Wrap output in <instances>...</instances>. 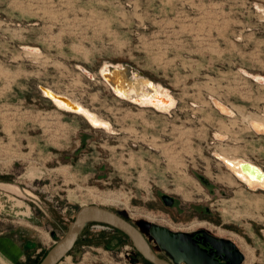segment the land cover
Segmentation results:
<instances>
[{"label":"rangeland","instance_id":"1","mask_svg":"<svg viewBox=\"0 0 264 264\" xmlns=\"http://www.w3.org/2000/svg\"><path fill=\"white\" fill-rule=\"evenodd\" d=\"M263 10L264 0H0V175L20 187L0 193V210L10 213L0 214V237L21 244L24 264L40 262L85 204L133 222L166 259L153 225L204 229L234 241L242 264H264V190L247 187L215 155L264 168V134L249 124L264 118V83L240 71L264 76ZM105 61L131 62L176 106L159 111L119 98L99 73ZM39 84L112 129L58 108ZM30 212L37 229L21 216ZM40 229L49 242L38 252ZM58 264L150 263L121 232L91 222Z\"/></svg>","mask_w":264,"mask_h":264},{"label":"water","instance_id":"2","mask_svg":"<svg viewBox=\"0 0 264 264\" xmlns=\"http://www.w3.org/2000/svg\"><path fill=\"white\" fill-rule=\"evenodd\" d=\"M34 48L40 49L39 47ZM108 62L109 66L101 72V76L109 84L115 95L125 100L128 99L127 97L129 95L133 103L142 106L139 103L141 96L146 94L150 96L154 93L157 82L159 81L151 78L131 62ZM79 68L84 73L90 72L82 65H79ZM240 71L245 76L254 79L251 75L252 72L243 68H240ZM39 88L43 95L51 101L57 99L71 108H80L78 104L74 103L64 94L57 93L43 84H39ZM131 90H134V92H131ZM155 95L157 96L158 94L156 93ZM161 101L166 102V99L161 98ZM65 111L70 110L66 109ZM240 168L243 173H246L250 177H255L257 179H262L264 177V172L258 166L250 162H241ZM202 179L206 183L209 182L205 178ZM163 197L170 204L174 201V198L168 195H164ZM91 222L104 223L127 235L138 254L152 264H181L182 262H186L187 264H223L215 255L220 256V258L224 260H229V258L234 260L235 257V261L231 264H239L240 260L243 258V253L238 249L234 241L215 236L204 229L200 231L205 235L206 241L210 243L211 253H209L206 248L200 246L194 238L193 233L182 231L174 232L167 227L158 225L151 226L149 229L151 235L155 237L161 246L170 254L172 258L171 262L157 253L155 248L150 244L147 236L133 222L111 209L96 204H85L79 207L63 237L48 250L38 264H58L73 249L79 236ZM229 262L230 261L227 263Z\"/></svg>","mask_w":264,"mask_h":264},{"label":"bare ground","instance_id":"3","mask_svg":"<svg viewBox=\"0 0 264 264\" xmlns=\"http://www.w3.org/2000/svg\"><path fill=\"white\" fill-rule=\"evenodd\" d=\"M24 48L26 49V51H28V53L30 55L31 54H36V55L38 54L39 55L41 53L40 49H37V48H34V47L24 46ZM107 66H109V62L105 61L103 63V65L101 66L100 70H99L100 75H101V72H103L105 69H107ZM249 72H247V73H249ZM86 73H87V75L90 78L94 77L93 72H89V73L86 72ZM251 75L254 77V79L258 80L261 83H264V76L262 74L252 73ZM51 90H53V89H51ZM53 91H55V90H53ZM131 92H134V90H131ZM156 93L158 94L157 96L155 95ZM44 94H45V92H44ZM67 97H69V96H67ZM69 98L74 103H76V104H78L80 106V108H79L80 110L78 108H71V107L67 106L64 102H62L60 100H57V99L56 100L54 99V101H52V102L58 108H60L62 110L68 109V110H70V111H72L74 113L76 112L78 114L83 115L88 120V122H90L95 127L105 128L107 130H111L112 129V125H111L110 121H108L107 119L101 117L97 112H94L93 110H91L89 107L85 106L80 101L75 100V99H73L71 97H69ZM127 98L128 99H126V100H129L131 102L133 101L131 96L128 95ZM161 98H165L166 102H162ZM211 102L213 103V105H215L218 108V110L222 111L225 114H233L234 113L233 109L229 105H227L226 103H224L223 101H221L220 99H218L216 97H211ZM139 103L142 106H145V107H148V106L149 107H154V108L156 107L155 109H157L159 111H170L172 108H174L176 106L177 99L170 92V90L167 89L162 83L157 82V87H156V90L154 91V93H152L150 96L147 95V94L146 95H142L140 100H139ZM249 124H250L251 128H253L256 132L264 134V118H261V117L260 118H258V117L252 118L250 120ZM220 134H217V136H221L222 137V135H220ZM221 137H219V138H221ZM215 155H216L217 159H219L224 164L225 168L233 176H235L239 180L243 181L247 185V187H249V188H251L253 190H257V189L264 190V177L262 179H257L255 177H250L246 173H243L241 168H240V163L241 162H250L251 164H254V165L258 166L264 172V169L261 167V165H257L256 163H253L251 161H248V160H246L244 158H240V157H237V156H229V155L225 156L219 151H216Z\"/></svg>","mask_w":264,"mask_h":264},{"label":"crops","instance_id":"4","mask_svg":"<svg viewBox=\"0 0 264 264\" xmlns=\"http://www.w3.org/2000/svg\"><path fill=\"white\" fill-rule=\"evenodd\" d=\"M229 156H234V155H229ZM240 157H243V156H240ZM243 158L247 159L245 157H243ZM247 160H249V159H247ZM249 161H251V160H249ZM14 180L15 179H13V181H8L5 176L0 175V193L2 195H8V196L12 195L13 196L14 194H17V192H15L16 191L15 189H17V188L12 189V188L8 187L9 185H13V186L18 187V189L20 188L18 185L12 183V182H16ZM19 197H20V195H19ZM4 213L10 214L8 212L0 210V214H4ZM21 216H23V218H26L31 223V224H27L30 227H33L34 229H37L36 226L39 227L37 225L38 219H36L35 215L32 212H30V214H28V215L26 214V215H21ZM39 231L41 232L40 235L42 237H44L45 240L42 242L43 246L37 250L38 252L42 248L45 247L46 243L49 242V238L46 239V236H45L43 230L40 229ZM9 236L10 235L0 237V264H24L22 262V260L23 261L25 260L24 249H22L21 244L19 242L15 241L14 238L9 237ZM31 245L35 247V244L31 243Z\"/></svg>","mask_w":264,"mask_h":264},{"label":"flooded vegetation","instance_id":"5","mask_svg":"<svg viewBox=\"0 0 264 264\" xmlns=\"http://www.w3.org/2000/svg\"><path fill=\"white\" fill-rule=\"evenodd\" d=\"M252 162V161H251ZM255 163V162H253ZM257 164V163H256ZM259 165V164H257ZM262 167V166H261ZM263 168V167H262ZM264 169V168H263ZM193 236L194 238L197 240V242L200 244L201 247L203 248H206L208 250L209 253H211V245L208 241H206V237L205 235L200 231H196L193 233ZM239 249V248H238ZM242 252V251H241ZM243 253V252H242ZM217 258L220 259V262H222L223 264H231L233 261H235V257H234V260L233 259H230L229 260H224V259H221L220 256L218 255H215ZM168 259V258H167ZM172 262L171 259H168ZM228 261H230L229 263H227ZM244 261V254H243V258L240 260L239 264H242V262Z\"/></svg>","mask_w":264,"mask_h":264},{"label":"trees","instance_id":"6","mask_svg":"<svg viewBox=\"0 0 264 264\" xmlns=\"http://www.w3.org/2000/svg\"><path fill=\"white\" fill-rule=\"evenodd\" d=\"M116 230H117V229H116ZM117 231H119V230H117ZM119 232H121V231H119ZM121 233H122V232H121ZM122 234L125 236L126 239L130 240L129 237H128L127 235H125L124 233H122ZM145 261H147L148 263L152 264L151 262H149V261L146 260V259H145ZM38 263H39V262H38ZM38 263H37V264H38Z\"/></svg>","mask_w":264,"mask_h":264}]
</instances>
